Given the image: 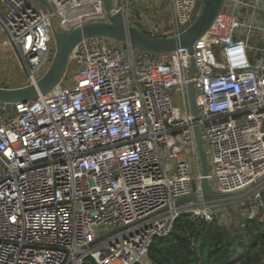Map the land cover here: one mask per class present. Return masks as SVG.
<instances>
[{
	"label": "built area",
	"instance_id": "2783aa9c",
	"mask_svg": "<svg viewBox=\"0 0 264 264\" xmlns=\"http://www.w3.org/2000/svg\"><path fill=\"white\" fill-rule=\"evenodd\" d=\"M43 1L0 0L19 87L47 70L55 33L109 18L104 0ZM202 1L166 0L168 26L135 27L177 36ZM109 41L74 46L49 93L0 104V264H148L180 214L212 223L214 198L175 204L201 192L196 133L216 196L249 198L240 217L264 224V0H222L192 54Z\"/></svg>",
	"mask_w": 264,
	"mask_h": 264
},
{
	"label": "water",
	"instance_id": "95a60500",
	"mask_svg": "<svg viewBox=\"0 0 264 264\" xmlns=\"http://www.w3.org/2000/svg\"><path fill=\"white\" fill-rule=\"evenodd\" d=\"M37 3L48 8L43 0H35ZM222 0H203L201 11L196 20L177 36L152 37L141 32L133 25H129L122 13L110 14L112 0H104L103 5L109 15L108 21H94L85 23L70 32L59 31L54 34L55 51L52 60L44 74L35 84H29L15 88L0 87V104H16L31 102L39 95L49 93L60 83L66 73L69 55L74 46L84 39L90 37H104L109 40L124 44L126 46L150 53L173 52L184 48L192 54L194 42L206 31L215 18ZM194 70V59L190 58L188 78ZM190 109L196 115L194 104V91L191 83L187 85ZM196 146L198 151L202 181L200 195L192 194L175 201L176 205L202 199H213L215 192L210 187L207 175V163L202 149L199 133H196Z\"/></svg>",
	"mask_w": 264,
	"mask_h": 264
},
{
	"label": "trees",
	"instance_id": "16d2710c",
	"mask_svg": "<svg viewBox=\"0 0 264 264\" xmlns=\"http://www.w3.org/2000/svg\"><path fill=\"white\" fill-rule=\"evenodd\" d=\"M236 226L230 232L216 219L207 223L199 217L180 214L167 238L153 240L147 253L148 264L258 263L264 248V224L240 218Z\"/></svg>",
	"mask_w": 264,
	"mask_h": 264
},
{
	"label": "rangeland",
	"instance_id": "374dc122",
	"mask_svg": "<svg viewBox=\"0 0 264 264\" xmlns=\"http://www.w3.org/2000/svg\"><path fill=\"white\" fill-rule=\"evenodd\" d=\"M30 1L35 6H39L35 0ZM125 10L129 25L139 26L144 29L149 24H157L164 28L168 26L169 14L166 0H125ZM114 43L118 46L121 45V43L109 41V45ZM44 72L45 69L37 77L39 78ZM22 76L23 71L18 68L14 52L7 45L5 38L0 36V87L15 88L19 84H24V81L21 82ZM262 195L264 200V192ZM241 199L239 194H232L230 196H216L212 201V204H214L211 209L212 214H214L218 224L230 232L237 228V222L241 218V205L244 207L249 202V198L243 201ZM261 250L260 261L256 264H264V248ZM145 263L142 262L141 264Z\"/></svg>",
	"mask_w": 264,
	"mask_h": 264
},
{
	"label": "crops",
	"instance_id": "0c3cea01",
	"mask_svg": "<svg viewBox=\"0 0 264 264\" xmlns=\"http://www.w3.org/2000/svg\"><path fill=\"white\" fill-rule=\"evenodd\" d=\"M142 1H144V0H142ZM149 25H150V24H149ZM149 25H147V27H148ZM136 27H138V28L141 29V30H144V28H142V27H139V26H136ZM147 27H146V28H147ZM146 28H145V29H146ZM17 87H19V85H17Z\"/></svg>",
	"mask_w": 264,
	"mask_h": 264
}]
</instances>
